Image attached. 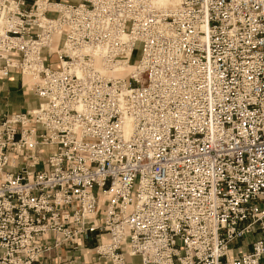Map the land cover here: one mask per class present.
I'll list each match as a JSON object with an SVG mask.
<instances>
[{
  "label": "built area",
  "instance_id": "2783aa9c",
  "mask_svg": "<svg viewBox=\"0 0 264 264\" xmlns=\"http://www.w3.org/2000/svg\"><path fill=\"white\" fill-rule=\"evenodd\" d=\"M166 1L0 0V264H264V0Z\"/></svg>",
  "mask_w": 264,
  "mask_h": 264
},
{
  "label": "crops",
  "instance_id": "0c3cea01",
  "mask_svg": "<svg viewBox=\"0 0 264 264\" xmlns=\"http://www.w3.org/2000/svg\"><path fill=\"white\" fill-rule=\"evenodd\" d=\"M27 80L26 76L22 80L20 73L15 69L10 70L8 78L0 80V112H20L38 105L40 101L38 96L24 86ZM252 240L253 236H248L238 241L230 253L234 255L238 251L250 250ZM92 246L93 243L88 242L86 246L78 249H71L68 246L56 248L50 258H44L38 264H88L92 260Z\"/></svg>",
  "mask_w": 264,
  "mask_h": 264
},
{
  "label": "rangeland",
  "instance_id": "374dc122",
  "mask_svg": "<svg viewBox=\"0 0 264 264\" xmlns=\"http://www.w3.org/2000/svg\"><path fill=\"white\" fill-rule=\"evenodd\" d=\"M69 1L75 2V1H78V0H69ZM137 57H139V53L137 54ZM132 65L133 64H131V69L133 68ZM26 78L28 79L27 82H30L31 83V80L29 79V77L27 75H26ZM133 261L136 262V263H140V258L139 257H135L133 259Z\"/></svg>",
  "mask_w": 264,
  "mask_h": 264
},
{
  "label": "bare ground",
  "instance_id": "6f19581e",
  "mask_svg": "<svg viewBox=\"0 0 264 264\" xmlns=\"http://www.w3.org/2000/svg\"><path fill=\"white\" fill-rule=\"evenodd\" d=\"M164 2H167L166 0H164ZM127 70H131V64L127 67H125V71ZM29 77V79L31 80V82H33V78H31L29 75H27Z\"/></svg>",
  "mask_w": 264,
  "mask_h": 264
}]
</instances>
